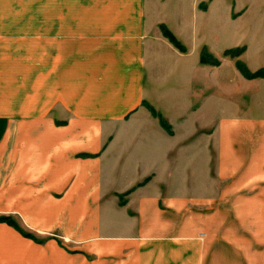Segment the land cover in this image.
<instances>
[{
  "label": "crops",
  "instance_id": "0c3cea01",
  "mask_svg": "<svg viewBox=\"0 0 264 264\" xmlns=\"http://www.w3.org/2000/svg\"><path fill=\"white\" fill-rule=\"evenodd\" d=\"M41 7L40 72L0 60V264H264V116L150 42L145 0Z\"/></svg>",
  "mask_w": 264,
  "mask_h": 264
},
{
  "label": "rangeland",
  "instance_id": "374dc122",
  "mask_svg": "<svg viewBox=\"0 0 264 264\" xmlns=\"http://www.w3.org/2000/svg\"><path fill=\"white\" fill-rule=\"evenodd\" d=\"M41 3L0 0V60L12 61L23 76L33 62L40 72L41 29L53 26L54 18L42 15ZM75 7L68 9L70 19ZM145 16L146 38L162 40L161 50L175 46L189 52L198 45L200 60L205 47L220 61L201 64L203 72H209L211 100L217 102L218 88L225 93L226 116H234L238 109L248 118L251 110L253 116H264V77L249 78L237 65L241 61L252 72L264 68V0H145ZM163 25L184 48L164 34ZM238 47L243 48L238 56L227 54Z\"/></svg>",
  "mask_w": 264,
  "mask_h": 264
},
{
  "label": "trees",
  "instance_id": "16d2710c",
  "mask_svg": "<svg viewBox=\"0 0 264 264\" xmlns=\"http://www.w3.org/2000/svg\"><path fill=\"white\" fill-rule=\"evenodd\" d=\"M163 29H164V34L167 37H169L176 45L180 46L181 48H184L181 45V43L179 42V40L176 38V36L170 30H168L165 25H163ZM242 51H243V48L242 47H238V48L233 49V50H228L227 54H230L232 56H238ZM201 61L203 63H212V64H219L220 63V61L217 58H215L211 53H209L206 50L205 47L202 49ZM237 65L241 69L242 73L245 76L249 77V78H252V77H264V68H261V69H259L257 71L252 72L241 61H237ZM160 117H161L163 125L169 131H172L171 130L172 128H171L169 122L164 117H162V116H160Z\"/></svg>",
  "mask_w": 264,
  "mask_h": 264
}]
</instances>
